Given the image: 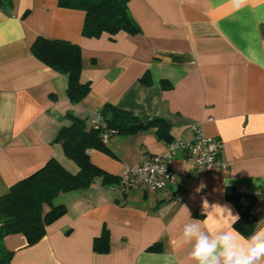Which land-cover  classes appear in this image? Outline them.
<instances>
[{"label": "crops", "instance_id": "1", "mask_svg": "<svg viewBox=\"0 0 264 264\" xmlns=\"http://www.w3.org/2000/svg\"><path fill=\"white\" fill-rule=\"evenodd\" d=\"M128 8L140 32L98 39L82 36L83 12L55 0H11L9 10L0 8V197L51 158L76 172L55 137L67 115L89 119L107 104L141 121L168 122L171 142L191 141L190 127L200 125L222 142L219 159L228 168L206 170L182 153L167 163L175 183L163 191L119 195L116 184L99 178L60 194L54 204L66 213L39 243L29 247L21 234L4 238L11 264H193L191 245L177 244L183 225L198 219L201 229L225 227L218 213L208 220L214 210L203 201L237 214L227 188L255 198V231L264 228V0L239 10L230 0H131ZM38 37L80 48V82L90 91L79 104L68 101L66 77L31 55ZM168 144L151 127L110 138V155L88 156L118 178L122 166L161 155ZM103 228L109 251L99 254L93 241Z\"/></svg>", "mask_w": 264, "mask_h": 264}, {"label": "trees", "instance_id": "2", "mask_svg": "<svg viewBox=\"0 0 264 264\" xmlns=\"http://www.w3.org/2000/svg\"><path fill=\"white\" fill-rule=\"evenodd\" d=\"M61 9L84 13L82 36L98 39L102 35L111 37L120 33L136 35L140 32L133 20L128 4L131 0H55ZM0 8L9 10L11 0H0ZM31 55L55 73L67 80L66 96L72 105L79 104L90 91L88 84L80 82L82 72L81 51L77 45L61 40L38 37L29 49ZM166 88L165 81H161ZM168 86V85H167ZM69 124L62 127L55 137L65 158L77 168L70 172L59 161L51 158L44 166L12 187L0 197V264H11L13 253L3 244L5 237L21 234L29 247L39 243L45 236L47 226L66 213L63 205H55L60 194L89 188L97 179L104 184H116L113 178L91 164L88 151L96 150L107 155L110 152L103 136L108 140L114 136L129 137L148 128H155L158 139L169 143L170 125L162 119L141 121L129 112L111 105H104L101 111L89 119L67 115ZM98 119L97 125L93 120ZM173 142V141H172ZM225 197L239 215L234 228L244 237L252 235L257 222L252 215L255 198L225 190ZM93 251L106 254L109 251V233L103 228L93 241Z\"/></svg>", "mask_w": 264, "mask_h": 264}, {"label": "clouds", "instance_id": "3", "mask_svg": "<svg viewBox=\"0 0 264 264\" xmlns=\"http://www.w3.org/2000/svg\"><path fill=\"white\" fill-rule=\"evenodd\" d=\"M230 3L235 10H239L248 0H230ZM202 188L203 185L197 192ZM203 207L214 210L208 220H212L213 215L218 213L225 227L214 231L201 229L202 222L198 219L183 225L177 244L181 247L191 245L189 259L193 264H264V228L244 237L233 227L240 217L234 215L229 207L218 204L210 206L207 200L203 201Z\"/></svg>", "mask_w": 264, "mask_h": 264}, {"label": "built area", "instance_id": "4", "mask_svg": "<svg viewBox=\"0 0 264 264\" xmlns=\"http://www.w3.org/2000/svg\"><path fill=\"white\" fill-rule=\"evenodd\" d=\"M98 122L99 120L95 119L92 123L97 125ZM190 130L193 134L191 141L178 139L169 143L166 151L161 155L152 156L148 161L134 167L122 166L115 185L116 193L125 195L134 189L159 192L172 186L175 183V175L168 168L167 163L177 154H185L197 167L206 170L214 168L226 170L228 166L219 159L222 142L219 139L206 137L198 124L192 125ZM107 141V136H103V142L107 143Z\"/></svg>", "mask_w": 264, "mask_h": 264}]
</instances>
